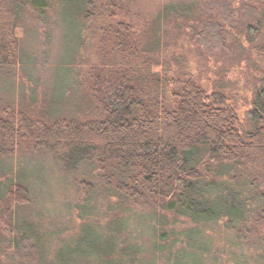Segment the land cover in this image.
Masks as SVG:
<instances>
[{
  "label": "trees",
  "instance_id": "16d2710c",
  "mask_svg": "<svg viewBox=\"0 0 264 264\" xmlns=\"http://www.w3.org/2000/svg\"><path fill=\"white\" fill-rule=\"evenodd\" d=\"M135 1L0 0V264H140L122 237L132 216L164 264H200V225L220 221L246 264H264V71L242 119L224 79L234 47L264 56V0L183 1L144 21ZM51 24L63 63L51 93L30 95L19 32ZM184 39L226 59L211 90L171 53ZM53 178L93 223L51 255L23 213Z\"/></svg>",
  "mask_w": 264,
  "mask_h": 264
},
{
  "label": "rangeland",
  "instance_id": "374dc122",
  "mask_svg": "<svg viewBox=\"0 0 264 264\" xmlns=\"http://www.w3.org/2000/svg\"><path fill=\"white\" fill-rule=\"evenodd\" d=\"M183 1L190 2L191 0H136L131 10L139 17L140 21H144L156 16L164 6ZM19 36L24 41L23 48L26 56L23 64L24 73L20 72L19 78H17L18 82L20 85L22 83L19 80L23 82L27 94L31 95L32 91L38 89L39 94L48 95L54 89L58 67H61L63 63L65 53L63 28L51 24L42 31L40 30L38 35L31 34L24 37V34L19 32ZM244 45L245 51L237 50L234 47L231 57L235 60L228 65V70L224 74L228 85L226 92L232 98L230 102L237 105L241 119L248 109L252 91L264 71V56L257 55L246 42ZM171 53L177 56L183 55L187 71L191 76L199 79L200 83L208 90H211L213 82L217 79L216 72L222 70L224 61H226L217 54L218 52L210 54L188 39L182 40L179 47L171 48ZM22 76L24 77L22 78ZM45 194L47 196L44 197L41 207L27 208L23 216L32 218L41 226L47 241V252H51V255L68 245L72 249L76 248L75 241L83 225L92 224L93 220L83 214L81 210L83 205L81 206V202H78L75 192L68 183L58 182L56 178H53ZM90 207L92 206L90 205ZM104 211H106V207L97 210V212H101L102 224L114 216L111 213L102 214ZM97 212L94 211L93 214ZM132 218L134 223L129 224V228L125 232L126 237L122 236L123 242L127 241V246L130 244L139 246L142 253L139 256L142 258L140 264H164L165 258L153 251L155 239L152 231H143L142 225L135 224L137 217L132 216ZM139 219L142 220L141 217L138 218V221ZM201 226L199 229L204 234L202 240L205 243V248L194 251L200 264H246L242 258V255L246 254L245 247L240 246L241 244L235 239L234 233L226 229L223 222ZM177 227L181 230L193 227V225L187 220L181 219ZM261 232L264 238V228ZM181 246L189 248L186 242L178 245L177 248Z\"/></svg>",
  "mask_w": 264,
  "mask_h": 264
}]
</instances>
